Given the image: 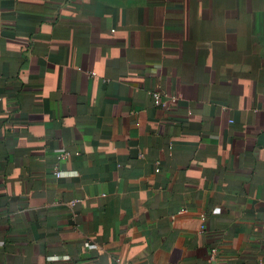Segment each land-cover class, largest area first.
<instances>
[{"label":"crops","instance_id":"obj_1","mask_svg":"<svg viewBox=\"0 0 264 264\" xmlns=\"http://www.w3.org/2000/svg\"><path fill=\"white\" fill-rule=\"evenodd\" d=\"M0 264H264V0H0Z\"/></svg>","mask_w":264,"mask_h":264},{"label":"built area","instance_id":"obj_2","mask_svg":"<svg viewBox=\"0 0 264 264\" xmlns=\"http://www.w3.org/2000/svg\"><path fill=\"white\" fill-rule=\"evenodd\" d=\"M152 96H153L154 102H155L156 104H164V103L160 100V97H159V93H158V92H154V93L152 94ZM66 155H68V152L64 150V151L61 153L60 158H64ZM55 174H56L57 176L60 175V171L56 169V170H55Z\"/></svg>","mask_w":264,"mask_h":264}]
</instances>
